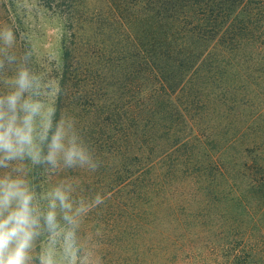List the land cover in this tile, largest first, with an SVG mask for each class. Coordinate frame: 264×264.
<instances>
[{
    "label": "trees",
    "instance_id": "obj_1",
    "mask_svg": "<svg viewBox=\"0 0 264 264\" xmlns=\"http://www.w3.org/2000/svg\"><path fill=\"white\" fill-rule=\"evenodd\" d=\"M39 1L74 40L63 41L48 138L36 142L47 155L69 124L99 166L28 158L19 178L34 205L46 209V194L74 181L70 191L103 198L99 220L135 257L235 260L264 210V0Z\"/></svg>",
    "mask_w": 264,
    "mask_h": 264
},
{
    "label": "rangeland",
    "instance_id": "obj_2",
    "mask_svg": "<svg viewBox=\"0 0 264 264\" xmlns=\"http://www.w3.org/2000/svg\"><path fill=\"white\" fill-rule=\"evenodd\" d=\"M9 11L13 12L12 18L9 16ZM5 26L11 30L13 41L9 45L0 38V64L7 68L0 77L2 96L5 97L15 91L14 79L21 70V66H29L31 72L37 71L40 76L45 75V83H34L33 90L24 93L25 98L31 97L32 100L39 101L43 105L41 115L35 118L36 130L39 133L42 131V121L47 119L49 111L51 114L53 111L57 92L53 70L61 63L63 41L64 39L73 41L74 38L69 39L68 24L65 18L43 7L39 0H0V29ZM85 31L83 37L90 35L86 28ZM19 114L23 115V113ZM61 128L65 136L64 142L67 144L68 140L72 139V128L69 124ZM261 143L262 139L258 137L257 161L259 165L264 164V154L259 149ZM24 159L8 162L7 168L0 167V177L10 175L13 178H19L21 172L27 168L28 158ZM73 167L81 170L84 168L78 165ZM75 180L78 183L81 182L77 177ZM64 183L67 184V181ZM73 183L75 182H69L66 188L69 189ZM84 192L70 191L74 208L81 201L89 208L85 214L77 218L76 239L79 240L78 244L82 245V248L73 247L66 250L62 239L55 247H50L47 237L42 239L37 237L29 251L28 264H38L34 260H40V257L46 253H51L55 264H91L92 261L94 264H166L159 260L146 261L133 256L127 251L123 241L119 242V245L115 244L112 241L113 233L110 232L112 229L99 220L100 210L94 209L93 201L96 195L92 196L90 192L87 194ZM254 217L256 223H252L248 233L249 239L238 245L240 250L238 257L231 260L226 255L221 259V264H264V210L258 207Z\"/></svg>",
    "mask_w": 264,
    "mask_h": 264
},
{
    "label": "clouds",
    "instance_id": "obj_3",
    "mask_svg": "<svg viewBox=\"0 0 264 264\" xmlns=\"http://www.w3.org/2000/svg\"><path fill=\"white\" fill-rule=\"evenodd\" d=\"M0 38L5 44L12 43L13 35L7 26L0 29ZM14 83L15 91L0 97V167L7 168L10 161L29 158L33 164L46 162L55 170L62 159L66 167L78 165L95 170L99 165L87 148L75 138L66 144L60 127L52 135L47 155H42L36 141L37 138L41 143L47 140L51 111L42 121V131L37 133L35 118L41 115L43 105L24 97V93L33 90L34 78L27 69H21ZM45 199L47 208L40 209L34 205L35 195L24 179L0 177V264H28L29 251L41 228L48 233L50 247H55L61 239L66 250L75 247L77 218L89 210L88 206L81 201L74 208L70 190L63 185L53 187ZM93 203H103V198L97 194ZM40 264H55L51 253L42 255Z\"/></svg>",
    "mask_w": 264,
    "mask_h": 264
}]
</instances>
